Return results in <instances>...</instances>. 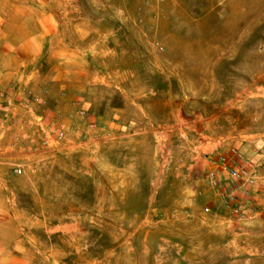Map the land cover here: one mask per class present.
I'll use <instances>...</instances> for the list:
<instances>
[{
	"label": "rangeland",
	"instance_id": "rangeland-1",
	"mask_svg": "<svg viewBox=\"0 0 264 264\" xmlns=\"http://www.w3.org/2000/svg\"><path fill=\"white\" fill-rule=\"evenodd\" d=\"M17 18L42 49L0 84V264H264V215L230 225L193 184L232 146L264 167V0H0Z\"/></svg>",
	"mask_w": 264,
	"mask_h": 264
},
{
	"label": "built area",
	"instance_id": "built-area-1",
	"mask_svg": "<svg viewBox=\"0 0 264 264\" xmlns=\"http://www.w3.org/2000/svg\"><path fill=\"white\" fill-rule=\"evenodd\" d=\"M161 4L164 0H146ZM161 50L162 47H159ZM25 107L32 110L35 102L25 103ZM84 111L78 110L79 114ZM72 116V114H69ZM36 123L42 132L41 149H55L59 140L64 138V130L58 126L44 127L40 116ZM94 125H91L93 127ZM93 134L89 135L92 138ZM202 164L207 166L205 178L221 205L228 211V224L249 222L264 212V190L258 185V179H264V167L257 164L245 163L242 153L236 146L227 151H215L214 154H205ZM20 167L14 168L15 174H20ZM204 211H209L205 206Z\"/></svg>",
	"mask_w": 264,
	"mask_h": 264
},
{
	"label": "crops",
	"instance_id": "crops-1",
	"mask_svg": "<svg viewBox=\"0 0 264 264\" xmlns=\"http://www.w3.org/2000/svg\"><path fill=\"white\" fill-rule=\"evenodd\" d=\"M5 3H9L11 5H25L26 0H3ZM24 11V9L22 8ZM19 11V8H18ZM17 27L15 25H11V28H7L4 26V28L0 29V37H7L9 39H3L2 42H0V84L6 85V86H13V85H18L21 87L23 85L21 83L22 76L21 73L24 72L22 70H25L27 66L31 64V66L35 65L36 63L32 59L34 58L37 53L41 51V46H37L38 50H35V55L32 58L27 59L25 56V48H24V39L26 38V32H25V26L24 22L21 21V28H20V20L17 18ZM1 23V22H0ZM1 26V25H0ZM14 37H17V43H14ZM54 46H52L53 48ZM51 48V49H52ZM33 63V64H32ZM63 66H71V67H79V61L75 60L74 57H69L65 62H62ZM36 66V65H35ZM45 67L47 68H55L57 66L56 63L53 62H46L44 64ZM28 68V67H27ZM33 71L24 78V82L28 81L27 77H32V85L37 87V90L43 88H48L51 92L53 88V82L52 80H48L46 78L41 77L40 75L34 74V68L32 67ZM25 75V74H24ZM25 84V83H24ZM40 93V90L38 91ZM49 93V92H48ZM49 94L43 95L42 93L39 94V99L40 100V110H44V102L47 100V96ZM37 99V98H36ZM11 102V100H10ZM42 107V108H41ZM48 110V109H47ZM46 110V111H47ZM45 111V110H44ZM264 136L260 134V137L258 138V141H251L247 140V142L244 144V146H251L253 144L254 146H258V144L262 141V137ZM257 138V137H256ZM261 139V140H260ZM264 141V140H263ZM199 167L197 168V171H199ZM193 177L195 178L193 180L194 187L196 186L197 189L202 188V190L205 192L206 191V197L209 198L210 200H215L218 201L217 197L213 193V191L210 190V188L207 186V181L206 178H202V176L198 175V172L193 174ZM195 188V189H196ZM202 191V192H203ZM262 215H264V212L260 213L258 218H260Z\"/></svg>",
	"mask_w": 264,
	"mask_h": 264
}]
</instances>
